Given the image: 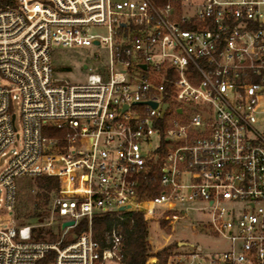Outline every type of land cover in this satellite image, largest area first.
I'll return each mask as SVG.
<instances>
[{"label":"built area","instance_id":"2783aa9c","mask_svg":"<svg viewBox=\"0 0 264 264\" xmlns=\"http://www.w3.org/2000/svg\"><path fill=\"white\" fill-rule=\"evenodd\" d=\"M92 45L108 55L85 82L53 77L55 46ZM11 147L1 210L18 176L58 188L48 221L0 228V264H128L133 212L168 228L165 264H264V0H0V157ZM192 210L224 249L170 241Z\"/></svg>","mask_w":264,"mask_h":264},{"label":"rangeland","instance_id":"374dc122","mask_svg":"<svg viewBox=\"0 0 264 264\" xmlns=\"http://www.w3.org/2000/svg\"><path fill=\"white\" fill-rule=\"evenodd\" d=\"M52 65H53V77L61 82L67 83H83L86 81L89 74V70L84 67L85 64H92V60L97 55L100 59L107 58V48L103 45L98 46H78V47H66L55 46L52 50ZM15 112L18 114V107L15 106ZM16 127L20 129L19 118L15 121ZM44 134L52 136L55 135L54 130H43ZM15 147H11L6 151L4 156L0 157V167L5 163L10 156L11 150ZM34 177L18 176L15 178L16 185V204L13 210H1L0 208V228L8 226H18L19 223H35V213L42 211L45 213L43 221L49 220L48 207L52 197H49L47 202L43 204V200H39L36 196L37 188L35 186ZM2 197V194H0ZM39 202L41 207L37 208L35 204ZM209 216L206 212H200L192 210L189 212L187 219L178 224L170 241L178 239H186L189 242H200L205 249H224L226 243L213 238H207L205 229L200 227V233L195 232L191 225L197 224V219L201 218L203 221ZM200 220V219H199ZM148 241L153 251V246H157L165 241L163 235H166L168 228L161 224V229L158 230L155 224L151 223L148 227ZM46 237V229L43 232ZM173 245L172 243L168 244ZM164 246L163 248L167 247ZM160 248V249H163ZM158 249L157 251H159Z\"/></svg>","mask_w":264,"mask_h":264},{"label":"trees","instance_id":"16d2710c","mask_svg":"<svg viewBox=\"0 0 264 264\" xmlns=\"http://www.w3.org/2000/svg\"><path fill=\"white\" fill-rule=\"evenodd\" d=\"M35 186L37 188L36 196L39 200H43V204L47 202L49 197H52L58 188V181L53 176H38L34 179ZM37 208L42 204L37 202L35 204ZM45 213L38 211L34 217L37 222L43 221ZM116 221L115 216L111 215H97L92 221V232L96 239H101L103 232L108 229ZM123 233V256L124 260L128 264H146V260L149 257L155 256L156 261L152 264H165L167 259V250L173 248L176 244L169 245L159 251H152L150 243L148 241V229L147 224L143 219V216L139 212H133L124 214L120 220ZM46 228H37L34 230L35 239H44L43 232ZM86 229L85 222H81L80 225L75 228L76 232H81ZM47 259L41 261L40 264L46 262Z\"/></svg>","mask_w":264,"mask_h":264},{"label":"water","instance_id":"95a60500","mask_svg":"<svg viewBox=\"0 0 264 264\" xmlns=\"http://www.w3.org/2000/svg\"><path fill=\"white\" fill-rule=\"evenodd\" d=\"M84 67H85V65H84ZM151 104H152L153 106H155L156 103L151 102ZM73 223H74L73 221H66V222H63V223H62V228H64L65 226H68V225H72ZM185 244H186V243L182 242L181 245H185Z\"/></svg>","mask_w":264,"mask_h":264}]
</instances>
